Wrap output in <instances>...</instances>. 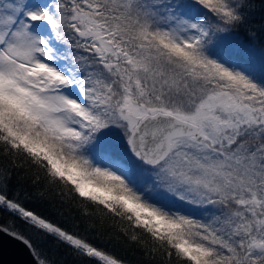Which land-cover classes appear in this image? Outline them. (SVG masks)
Here are the masks:
<instances>
[{"label":"snow or ice","instance_id":"6c2138e0","mask_svg":"<svg viewBox=\"0 0 264 264\" xmlns=\"http://www.w3.org/2000/svg\"><path fill=\"white\" fill-rule=\"evenodd\" d=\"M0 233L264 264V0H0Z\"/></svg>","mask_w":264,"mask_h":264},{"label":"trees","instance_id":"16d2710c","mask_svg":"<svg viewBox=\"0 0 264 264\" xmlns=\"http://www.w3.org/2000/svg\"><path fill=\"white\" fill-rule=\"evenodd\" d=\"M237 39L241 41H247V37L243 31L238 34ZM28 207L32 208L41 215L47 216L48 218L61 223L64 227H67L70 230L73 228V221L71 219H68L67 221L64 220L55 212L52 205L44 200H33L28 204ZM4 219H7V217ZM34 242L44 249L50 259L53 261V264H83L81 259L77 257L71 250H69L64 245L57 244L51 237L41 234L39 238L34 237ZM111 250L129 261L135 262L139 259V253L135 245L128 244L127 242L114 243Z\"/></svg>","mask_w":264,"mask_h":264},{"label":"water","instance_id":"95a60500","mask_svg":"<svg viewBox=\"0 0 264 264\" xmlns=\"http://www.w3.org/2000/svg\"><path fill=\"white\" fill-rule=\"evenodd\" d=\"M0 264H35L28 249L0 233Z\"/></svg>","mask_w":264,"mask_h":264}]
</instances>
